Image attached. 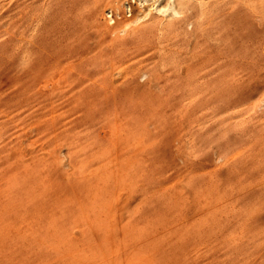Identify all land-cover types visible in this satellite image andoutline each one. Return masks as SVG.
I'll list each match as a JSON object with an SVG mask.
<instances>
[{"label":"rangeland","instance_id":"374dc122","mask_svg":"<svg viewBox=\"0 0 264 264\" xmlns=\"http://www.w3.org/2000/svg\"><path fill=\"white\" fill-rule=\"evenodd\" d=\"M24 1L0 264H264V0Z\"/></svg>","mask_w":264,"mask_h":264},{"label":"bare ground","instance_id":"6f19581e","mask_svg":"<svg viewBox=\"0 0 264 264\" xmlns=\"http://www.w3.org/2000/svg\"><path fill=\"white\" fill-rule=\"evenodd\" d=\"M24 1V0H23ZM37 1V0H36ZM25 2V1H24ZM39 2V1H38ZM57 2V1H56ZM68 2V1H67ZM2 3V2H1ZM21 3V2H20ZM55 3V2H54ZM85 3V2H84ZM18 4V3H17ZM66 4V3H65ZM19 5V4H18ZM73 5V4H72ZM83 5V4H82ZM67 6V5H66ZM14 7V6H13ZM18 7V6H17ZM82 7V6H81ZM174 7V6H173ZM176 7V6H175ZM44 9V8H43ZM178 9H181V8H178ZM201 9V8H200ZM15 10V9H14ZM20 10V9H19ZM69 10H71V8L69 9ZM74 10V9H73ZM16 11V10H15ZM174 11V10H173ZM190 11V10H189ZM25 12H27V11H25ZM40 14V13H39ZM21 15V14H20ZM181 15V14H180ZM30 16V15H29ZM201 17V16H200ZM45 18V17H44ZM187 19V18H186ZM11 21H13V19L11 20ZM48 22H51V20L50 21H48ZM18 24V23H17ZM48 24V23H47ZM11 25V24H10ZM46 25V24H45ZM49 25V24H48ZM52 27V26H51ZM55 27V26H54ZM47 28V27H46ZM60 28H61V26H60ZM48 29V28H47ZM52 29V28H51ZM58 29V28H57ZM56 30V29H55ZM52 31H54V30H52ZM51 31V32H52ZM57 31V30H56ZM43 32V31H42ZM52 36V35H51ZM40 38V37H39ZM13 39V38H12ZM40 40V39H39ZM36 41V40H35ZM49 43V42H48ZM42 44V43H41ZM49 46V45H48ZM21 47V46H20ZM37 47V46H36ZM50 47V46H49ZM45 51V50H44ZM52 51V50H51ZM20 52V51H19ZM52 55V54H51Z\"/></svg>","mask_w":264,"mask_h":264}]
</instances>
